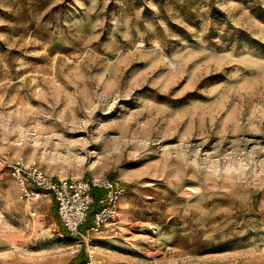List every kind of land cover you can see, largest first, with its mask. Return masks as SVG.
Listing matches in <instances>:
<instances>
[{
    "label": "rangeland",
    "instance_id": "rangeland-1",
    "mask_svg": "<svg viewBox=\"0 0 264 264\" xmlns=\"http://www.w3.org/2000/svg\"><path fill=\"white\" fill-rule=\"evenodd\" d=\"M20 156L118 178L113 243L69 235L51 194L27 198ZM88 249L264 264V0H0V264Z\"/></svg>",
    "mask_w": 264,
    "mask_h": 264
},
{
    "label": "built area",
    "instance_id": "built-area-1",
    "mask_svg": "<svg viewBox=\"0 0 264 264\" xmlns=\"http://www.w3.org/2000/svg\"><path fill=\"white\" fill-rule=\"evenodd\" d=\"M7 166L27 198H37L45 192L51 194L57 203L59 220L68 234L82 237L87 244L103 226L118 219L120 200L126 190L118 178L104 174L80 178L55 177L21 156L8 161ZM95 189L105 192V200L93 215L91 226L82 233L81 226L87 222L94 203ZM94 256V250L88 249L82 264H96Z\"/></svg>",
    "mask_w": 264,
    "mask_h": 264
},
{
    "label": "crops",
    "instance_id": "crops-1",
    "mask_svg": "<svg viewBox=\"0 0 264 264\" xmlns=\"http://www.w3.org/2000/svg\"><path fill=\"white\" fill-rule=\"evenodd\" d=\"M119 212H120V210H119ZM119 218H120V216H119ZM92 223H93V218L91 220H87V222L81 226V231L85 232L91 226ZM113 224L114 223H108L105 226H103L101 228V230L94 235L95 239H97V241H105L106 243L112 244L114 239H115V236H113V234L115 232V226ZM100 253H102V252H100ZM103 256L108 257L109 255L103 254ZM101 261H103V260L100 259L99 262L101 263Z\"/></svg>",
    "mask_w": 264,
    "mask_h": 264
},
{
    "label": "trees",
    "instance_id": "trees-1",
    "mask_svg": "<svg viewBox=\"0 0 264 264\" xmlns=\"http://www.w3.org/2000/svg\"><path fill=\"white\" fill-rule=\"evenodd\" d=\"M93 194H94V203L91 207V211L88 219L93 218V215L101 208L105 200V192L102 189H95Z\"/></svg>",
    "mask_w": 264,
    "mask_h": 264
}]
</instances>
